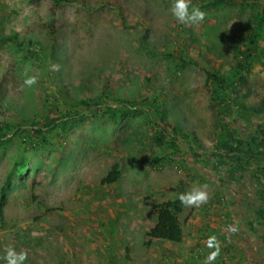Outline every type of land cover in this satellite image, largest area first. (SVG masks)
Segmentation results:
<instances>
[{
  "label": "rangeland",
  "instance_id": "obj_1",
  "mask_svg": "<svg viewBox=\"0 0 264 264\" xmlns=\"http://www.w3.org/2000/svg\"><path fill=\"white\" fill-rule=\"evenodd\" d=\"M175 2L0 0V264L9 247L21 264H264L231 202L255 185L213 156L233 124L264 179V0H190L205 15L187 24ZM116 99L137 109L113 117ZM166 201L178 243L147 237Z\"/></svg>",
  "mask_w": 264,
  "mask_h": 264
},
{
  "label": "trees",
  "instance_id": "obj_2",
  "mask_svg": "<svg viewBox=\"0 0 264 264\" xmlns=\"http://www.w3.org/2000/svg\"><path fill=\"white\" fill-rule=\"evenodd\" d=\"M228 0H213L212 4L220 5ZM256 42V41H255ZM251 51V50H249ZM250 54V53H249ZM240 55V54H239ZM242 62L244 65L247 63V66L252 65V58L249 55L243 56L241 54ZM118 103L124 105V108H108L107 113L113 117H122L127 113H130L137 109L136 105L130 100L126 99H116ZM84 111H88L91 107L90 102H83ZM92 112V110H90ZM158 114L160 118L163 117V112L158 108ZM68 118L63 119V124L67 123ZM58 118L50 119L49 125L56 126L58 125ZM261 137L264 140V124L258 125ZM225 129L224 139H223V148L224 151L220 154H213V156H218L219 163L225 172L224 175H233L237 176L236 181H241L243 187V182L249 177L251 184L255 185V188L247 191H237V196L232 197V206L234 210H240L242 213L246 209L248 214H244L243 217L246 220L247 226L252 229V231H257V227L262 229L261 241L264 246V179L259 174V169L254 164L253 158L245 159L244 152L236 146L237 137L243 136L233 124H228ZM10 140H1L0 144L8 143ZM264 150V144L262 146ZM251 150V149H250ZM250 153H254L252 150ZM119 173L117 170H113L105 178L104 183H114L117 181ZM261 180V184H256V182ZM223 184V182H222ZM231 184H226L225 188L228 190L231 189ZM235 188V186H234ZM229 192L230 194L234 193ZM238 203V204H236ZM237 205H240L239 208ZM245 208V209H244ZM243 209V211L241 210ZM182 211V205L180 201H166L160 204L155 205L154 212L156 215V223L149 230L147 237L149 239H161L167 240L170 242H181L183 237L182 227L179 222L178 215Z\"/></svg>",
  "mask_w": 264,
  "mask_h": 264
},
{
  "label": "clouds",
  "instance_id": "obj_3",
  "mask_svg": "<svg viewBox=\"0 0 264 264\" xmlns=\"http://www.w3.org/2000/svg\"><path fill=\"white\" fill-rule=\"evenodd\" d=\"M190 0H176L173 12L174 15L177 17L179 22L187 23H198L203 20L205 13L198 7H193L191 11H189L188 4ZM35 77H30L25 80L26 84H32L35 82ZM182 202H186L188 204L193 203L194 201H203L207 199V194L205 192H197L195 195L190 196H181L180 197ZM214 239V237L210 238ZM216 253H212L209 256V259H213ZM6 259L8 260V264H21V262L25 259V253L20 252L17 253L13 248L9 247L7 249V256Z\"/></svg>",
  "mask_w": 264,
  "mask_h": 264
}]
</instances>
